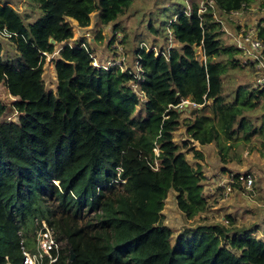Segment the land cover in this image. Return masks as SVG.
<instances>
[{
	"label": "trees",
	"instance_id": "trees-1",
	"mask_svg": "<svg viewBox=\"0 0 264 264\" xmlns=\"http://www.w3.org/2000/svg\"><path fill=\"white\" fill-rule=\"evenodd\" d=\"M31 1L39 13L27 24L0 3V35L16 51L4 57L0 41V84L14 97L0 101V264L5 257L21 264V244L32 246L41 218L64 241L54 264H264V228L257 223L237 225L226 214L225 221H201L174 235L163 212L170 190L186 219L210 208L203 153L192 148L191 164L183 150L189 142L214 143L227 163L241 140L264 136L245 114L264 88L224 89L226 75L241 66L240 49L221 41L217 17L248 0H213L215 9L201 13L191 0L188 13L184 6L169 20L178 46L167 56L136 47L141 79L130 66L94 65L93 43L73 39L69 20L86 27L96 11L107 24L132 0ZM258 35L264 42V26ZM101 39L99 29L94 42ZM55 53L52 89L43 66ZM135 83L144 100L132 90ZM183 100L195 111L181 117ZM180 126L189 139L181 145L174 140Z\"/></svg>",
	"mask_w": 264,
	"mask_h": 264
},
{
	"label": "rangeland",
	"instance_id": "rangeland-1",
	"mask_svg": "<svg viewBox=\"0 0 264 264\" xmlns=\"http://www.w3.org/2000/svg\"><path fill=\"white\" fill-rule=\"evenodd\" d=\"M0 3H7L12 6L26 24L34 20L39 13L38 5L31 0H0ZM190 3L191 0H132L125 14L119 15L114 21L107 24L99 22L97 12H92L90 14L91 22L86 27H79L75 20L69 18L73 25V39L83 36L93 43L92 57L96 63L116 62L122 65V69H128L130 66L137 72L134 52L139 43L146 44V50L154 48L157 53L160 48H165L167 45H169L168 48L178 46V42L168 29L169 20L182 7L186 6L188 9ZM245 5L246 8L242 13L244 21L255 23L256 20H259L264 22V0H248ZM223 19V25L227 29H234L240 25L241 18L235 15L228 16L226 14L223 15ZM114 23L118 24L117 29L113 27ZM99 29L103 39L94 42ZM220 32L221 41L226 44L231 43L230 37L225 32ZM0 41L4 57L16 56L14 45L6 37L0 35ZM72 41L71 39L70 43ZM197 53L198 55L201 53L200 48H198ZM52 57H56V53L47 55L43 66V79L47 88L55 89L57 80ZM240 84L245 85L243 89L246 92L254 88L252 72L242 66L229 71L224 78V89L230 91ZM132 87L138 96H142L143 92L139 90V87L136 85H132ZM261 94L256 106L251 111H246L245 114L256 128L262 127L264 130L263 89ZM13 99L14 97L6 87L0 84V101L4 104H10ZM191 106L194 107L188 100L182 101L179 106V109L183 110L181 117L192 113L195 108L188 110ZM9 115L11 120L15 118L12 114ZM187 138L183 126L174 132V140L179 145L182 144V141L189 140ZM192 148L203 153V159L200 160L204 174L203 191L209 196L211 205L206 212L194 219H186L176 205L175 192L170 190L165 199L163 212L165 214L164 223L173 230L174 235L179 231L194 227L201 221H225L226 214L232 215L237 225L251 226V224L257 223L260 228H264V136L257 132L248 141L241 140L232 151L234 158H231L227 163L220 161L214 143L199 145L197 142H189L183 150L191 164H195ZM154 151H158V147L155 146ZM228 171L230 173L251 171L255 178L252 190L244 191L236 186L233 188V192L225 196L222 192V185L227 181ZM254 234L261 236L263 231L257 230Z\"/></svg>",
	"mask_w": 264,
	"mask_h": 264
},
{
	"label": "built area",
	"instance_id": "built-area-1",
	"mask_svg": "<svg viewBox=\"0 0 264 264\" xmlns=\"http://www.w3.org/2000/svg\"><path fill=\"white\" fill-rule=\"evenodd\" d=\"M208 8L215 9V3L213 0H199L197 12H205ZM244 4L237 10L226 13L229 15H235L241 18L240 25L234 29H227L223 25V18L217 17V13L214 10V17L220 21V30L225 32L230 37L231 43L240 49V53L237 55L239 63L242 67L248 68L253 74V87L264 88V42L258 35L260 27L264 26V22L256 20L255 23H250L247 20H243L242 13L245 10ZM187 13L190 10L185 9ZM145 45V44H141ZM167 45L164 50L159 51L164 55H168ZM154 49V48H153ZM150 50V49H149ZM155 54H158L154 50ZM93 59L92 63L97 66H102L106 69L108 66L120 63L108 62L96 63ZM137 68V77L141 79V65L139 62L135 63ZM137 86V83L133 84ZM138 87V86H137ZM133 88V87H132ZM144 98H143V97ZM139 96L142 100L145 99L144 93ZM187 101V100H184ZM15 116V112L11 113ZM7 119H11L10 115ZM255 178L251 172H239L237 175L230 173L227 177V181L222 185L224 188L225 196L233 192V188L238 186L244 191L252 190ZM37 229L32 237V246L27 247L25 244H21V264H54L56 263L63 253L64 241L57 238L54 232V228L48 224V222L41 218L37 221ZM1 264H11L10 260L5 257V260Z\"/></svg>",
	"mask_w": 264,
	"mask_h": 264
},
{
	"label": "water",
	"instance_id": "water-1",
	"mask_svg": "<svg viewBox=\"0 0 264 264\" xmlns=\"http://www.w3.org/2000/svg\"><path fill=\"white\" fill-rule=\"evenodd\" d=\"M51 42H54V39H51ZM197 55H198V53H197ZM195 111V109H193L192 110V112H194ZM73 258V254H71V259Z\"/></svg>",
	"mask_w": 264,
	"mask_h": 264
},
{
	"label": "crops",
	"instance_id": "crops-1",
	"mask_svg": "<svg viewBox=\"0 0 264 264\" xmlns=\"http://www.w3.org/2000/svg\"><path fill=\"white\" fill-rule=\"evenodd\" d=\"M92 39V38H91ZM218 192L220 193V190L218 189Z\"/></svg>",
	"mask_w": 264,
	"mask_h": 264
},
{
	"label": "clouds",
	"instance_id": "clouds-1",
	"mask_svg": "<svg viewBox=\"0 0 264 264\" xmlns=\"http://www.w3.org/2000/svg\"><path fill=\"white\" fill-rule=\"evenodd\" d=\"M153 49V48H152ZM46 220V219H45Z\"/></svg>",
	"mask_w": 264,
	"mask_h": 264
}]
</instances>
